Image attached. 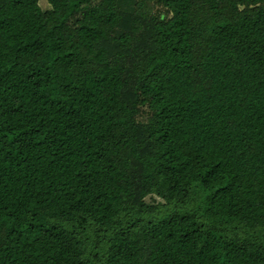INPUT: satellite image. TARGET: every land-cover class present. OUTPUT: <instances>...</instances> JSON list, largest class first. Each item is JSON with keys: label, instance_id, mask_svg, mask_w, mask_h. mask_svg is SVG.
<instances>
[{"label": "trees", "instance_id": "1", "mask_svg": "<svg viewBox=\"0 0 264 264\" xmlns=\"http://www.w3.org/2000/svg\"><path fill=\"white\" fill-rule=\"evenodd\" d=\"M45 1L0 0V264H264V0Z\"/></svg>", "mask_w": 264, "mask_h": 264}, {"label": "rangeland", "instance_id": "2", "mask_svg": "<svg viewBox=\"0 0 264 264\" xmlns=\"http://www.w3.org/2000/svg\"><path fill=\"white\" fill-rule=\"evenodd\" d=\"M39 4H40V7L43 9V10H46L49 8L47 2L45 0H39ZM153 198H147L146 201L149 202V203H152L153 202Z\"/></svg>", "mask_w": 264, "mask_h": 264}]
</instances>
